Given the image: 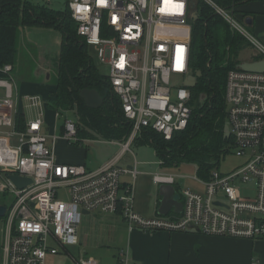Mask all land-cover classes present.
<instances>
[{
  "label": "built area",
  "instance_id": "2783aa9c",
  "mask_svg": "<svg viewBox=\"0 0 264 264\" xmlns=\"http://www.w3.org/2000/svg\"><path fill=\"white\" fill-rule=\"evenodd\" d=\"M198 3L223 19L264 59V43L216 0H66L78 36L109 65L113 92L132 126L125 141H108L121 150L97 170L58 161V138L44 133L42 97L25 96L39 116L26 122L23 131L17 129L13 67L1 69L7 77L0 78V193L13 200L9 206L3 204L7 211L0 234V264H53L51 259L59 256H69L76 264H101L70 254L79 243L85 212L118 216L129 232L196 231L264 239V73L236 69L227 76L228 134L236 156L247 157L245 164L228 175L215 171L210 181L203 182L204 193L181 190L184 212L178 218H147L135 210L139 163L132 146L145 131L170 140L186 130L192 118L191 89L184 83L191 75L192 14ZM61 138L70 145L80 142L77 124L65 121ZM127 153L134 157L131 168L120 165ZM10 175L32 183L18 189ZM125 176L130 180H122ZM175 181L173 175H154L157 184ZM241 184L252 185L255 196L243 197ZM62 189L68 191L69 203L59 200ZM116 256L117 264H132L128 249Z\"/></svg>",
  "mask_w": 264,
  "mask_h": 264
},
{
  "label": "trees",
  "instance_id": "16d2710c",
  "mask_svg": "<svg viewBox=\"0 0 264 264\" xmlns=\"http://www.w3.org/2000/svg\"><path fill=\"white\" fill-rule=\"evenodd\" d=\"M259 1L262 0H217L234 14L241 12L243 20L250 14L242 8ZM66 7L65 11H57L46 4L36 5L26 0H0V78L7 77L1 69L15 63L20 28L45 27L59 32L62 45L58 81L55 90L45 97V107L61 114L74 111L78 116L79 138L89 135L125 141L131 133V123L122 113L121 101L114 94L109 78L100 75L90 46L78 36L77 23ZM197 13L192 21L190 56V72L197 81L191 90V121L186 130L177 132L171 140L154 131H145L137 144L153 146L163 169L190 164L195 166L201 182H207L234 147V140L227 132V76L229 71L239 68L240 52L249 43L202 3H198ZM84 89L97 90L104 100L103 106L88 108L80 95ZM15 119L17 129L23 131L27 122L25 114L19 112Z\"/></svg>",
  "mask_w": 264,
  "mask_h": 264
},
{
  "label": "rangeland",
  "instance_id": "374dc122",
  "mask_svg": "<svg viewBox=\"0 0 264 264\" xmlns=\"http://www.w3.org/2000/svg\"><path fill=\"white\" fill-rule=\"evenodd\" d=\"M26 1L36 5L46 4L57 11H65L67 8L66 5L63 6L59 3H55L53 0L52 3H48L47 0ZM240 14L241 12L237 13V16L240 17ZM192 16L193 19H196L198 13L194 11ZM245 26L247 29L249 28L247 25ZM61 45V35L53 29L45 27H22L19 30L17 55L10 78L14 81V100L16 103L15 113L24 112L27 121L38 118L39 112H37L34 108H30L31 104L25 95L30 93L29 91H33L38 88L42 91L39 92V95L45 98L47 97L46 95L48 92L54 90L57 86V71L60 60ZM89 49L92 52L94 63L100 75L108 77L110 73L109 65L97 58L93 47L90 46ZM248 53L247 48H245L240 52L239 58H241V56L243 58L247 57ZM203 98H205V96ZM40 113L43 114L42 119L45 124L44 133L48 137L55 136L58 138L55 148L59 144H62L63 146L64 144H68L61 138L63 126L65 121L77 124V114L74 111H68L62 114L60 113L61 115H57L55 114V111L49 110L45 107V105L40 110ZM227 132L230 133V125L228 121ZM79 139L80 142L71 145H75V147L82 148L86 151V163L88 169L90 170H96L100 165V167H102L110 158L117 155L121 150V146L112 145L108 143L110 140H105L100 137L85 135L81 136ZM132 151L140 164L138 166V172L140 175L136 190L139 192L142 185L145 183L148 191H151L154 188L155 192L158 193L159 186L152 182L153 179L151 175H154L155 173H162L163 168L160 165V160L157 157L155 148L148 144L138 145L136 142L132 146ZM127 154L128 155L120 163L121 167H128V165L134 164L133 155L131 153ZM246 161L247 157L236 156L234 147H231L228 154L221 160L220 167L217 171L223 175L234 173L235 171H238ZM169 171L175 175L176 184L180 185L182 189H195L199 193H204L205 187H203V183L197 177L195 166L183 164L179 168H173ZM145 175L150 177H146ZM122 180H130V178L125 176ZM241 192L243 197L253 198L255 196V191L252 185L241 184ZM58 198L66 203L71 201L69 193L66 189L59 191ZM219 199L224 201L223 196H220ZM12 200L13 198L9 194L0 193V204L2 203L9 206ZM107 218L108 217L104 219L106 220ZM3 230L4 220L3 218H0V234ZM115 231L116 228L112 227L110 222L108 225L105 221L101 222L99 216H96L95 214H92V216L82 217L79 227V243L77 246L70 248V254L77 260L86 256L87 258H89L88 256H94L95 258L97 256H101V260L98 259V261L102 264H112V256L114 255L116 249H118L117 243L114 241ZM108 260H110L109 263H107ZM61 264L76 263L71 261L70 257L62 256Z\"/></svg>",
  "mask_w": 264,
  "mask_h": 264
},
{
  "label": "crops",
  "instance_id": "0c3cea01",
  "mask_svg": "<svg viewBox=\"0 0 264 264\" xmlns=\"http://www.w3.org/2000/svg\"><path fill=\"white\" fill-rule=\"evenodd\" d=\"M242 10L250 14V16L245 17L244 23H246V25L249 27L248 29L251 31V33L264 43V0L259 2H250L245 5ZM235 15L237 16V14ZM237 18L241 19V17L238 16ZM241 20L243 21V19ZM247 52H249L247 57L243 58L241 56V58H239L241 63L253 62L263 59L257 55L256 50L250 44L247 47ZM54 90L49 91L48 94ZM29 92L30 93L26 94L25 96L39 95V92L42 91L37 88L36 90ZM48 94L46 96H48ZM55 114H57V112H55ZM55 151L57 159L61 163L84 164L87 166L85 157L86 151L82 148H78L75 147V145L70 144H64V146L59 144L57 145ZM127 155L128 154H126L124 158ZM139 165L140 164H138V166ZM131 166V164L128 165V167ZM169 170L172 169H162V173L173 174L170 173ZM139 175L136 180V187L137 182L139 181ZM154 175H151L152 179ZM152 182H154V180ZM146 186L147 185L144 183L139 192L135 187V210L137 213L147 218H178L182 215L183 211L177 212L175 208H172L168 215H161L159 210L161 208L163 197L160 195V189L159 192L156 193L154 188L151 191H148ZM158 186L160 187L161 185ZM174 187L176 189L179 201L183 204V199L181 196L182 188L177 184H175ZM0 205L3 204L1 203ZM86 216H88V214H86ZM106 217L109 219L107 218L105 220L104 218ZM99 218L101 219V222L105 221L107 222V225L110 222L112 227L116 228V231L114 232V241L117 243L118 249H116L114 255L112 256V264H117L116 255L121 249L129 250L132 264H253V260L258 261V264H264V239L252 240L215 237L206 236L197 232H142L140 230L129 232L127 230V226L120 217L99 216ZM88 257L95 258L94 256ZM95 259L101 260V256H97ZM109 261L110 260H108L107 263H109ZM50 262L53 264H61L62 256L53 258Z\"/></svg>",
  "mask_w": 264,
  "mask_h": 264
},
{
  "label": "water",
  "instance_id": "95a60500",
  "mask_svg": "<svg viewBox=\"0 0 264 264\" xmlns=\"http://www.w3.org/2000/svg\"><path fill=\"white\" fill-rule=\"evenodd\" d=\"M53 1L63 6L66 5V0ZM239 68L247 72L264 73V60L243 62L239 65ZM196 82V77L191 75L186 79L185 86L189 88H194L196 86ZM80 95L84 99L85 104L88 108L99 109L104 104V100L97 90L84 89L81 91ZM9 180H11L18 189H24L32 183L31 179L15 175H10ZM159 189L160 195L163 197V200L161 202V208L159 210V213L161 215H168L172 208H175L177 212L183 211V204L179 201L174 186L161 185ZM216 205H220V203H216ZM6 211L7 207L0 205V218H4Z\"/></svg>",
  "mask_w": 264,
  "mask_h": 264
},
{
  "label": "bare ground",
  "instance_id": "6f19581e",
  "mask_svg": "<svg viewBox=\"0 0 264 264\" xmlns=\"http://www.w3.org/2000/svg\"><path fill=\"white\" fill-rule=\"evenodd\" d=\"M217 1V0H216ZM67 6V5H66ZM196 12H197V10H196ZM194 20V19H193ZM241 22H243L244 23V20L242 21L241 19H239ZM245 25H246V23H244ZM234 33V32H233ZM244 39V38H243ZM245 40V39H244ZM248 42V41H247ZM249 43V42H248ZM250 44V43H249ZM251 45V44H250ZM261 60H264V59H261ZM258 61V60H257ZM239 70H241L240 68H239ZM243 71V70H242ZM192 75V74H191ZM190 75V76H191ZM186 81V80H185ZM13 84H14V81H13ZM185 84V83H184ZM187 87V86H186ZM191 90H192V88H190ZM113 90V89H112ZM116 95V94H115ZM27 96H40V95H27ZM40 97H42V96H40ZM42 99L45 101V98H43L42 97ZM16 104V103H15ZM45 104H46V101H45ZM31 108V107H30ZM16 114V113H15ZM57 115H61L60 113H58L57 112ZM31 121V120H30ZM63 128H64V126H63ZM63 132V131H62ZM164 137V136H163ZM117 141H119V140H117ZM138 162V161H137ZM132 167V166H131ZM131 167H129V168H131ZM138 168V167H137ZM138 170V169H137ZM219 172V171H218ZM162 174H166V173H162ZM168 175H173V174H168ZM174 177H175V175H173ZM8 178H9V176H8ZM153 180H154V176H153ZM175 180H176V178H175ZM203 183V182H202ZM157 184V183H156ZM175 184H176V181H175ZM174 184V185H175ZM157 185H169V184H157ZM174 185H172V186H174ZM183 190V189H182ZM192 190V189H191ZM194 191V190H193ZM205 191V190H204ZM195 192H197V191H195ZM181 197V196H180ZM216 203H219V202H216ZM220 205H221V203H220ZM217 206H219V205H217ZM137 212V211H136ZM183 212H184V203H183ZM86 214H88L89 215V213L87 212V213H85V215ZM182 215H183V213H182ZM181 215V216H182ZM118 217V216H117ZM155 218H157V217H155ZM163 218H167V217H163ZM123 221V220H122ZM124 222V221H123ZM125 224V223H124ZM126 225V224H125ZM128 230V229H127ZM137 231V230H136ZM142 232H145V231H142ZM187 232H196V231H187ZM198 233V232H197ZM201 234V233H200ZM204 235V234H203ZM207 236V235H206ZM216 237V236H215ZM229 238V237H228ZM240 239H244V238H240ZM86 258V257H85ZM101 263V262H100ZM102 264V263H101Z\"/></svg>",
  "mask_w": 264,
  "mask_h": 264
}]
</instances>
